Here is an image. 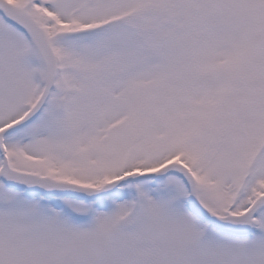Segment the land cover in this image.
<instances>
[{"label":"snow or ice","instance_id":"obj_1","mask_svg":"<svg viewBox=\"0 0 264 264\" xmlns=\"http://www.w3.org/2000/svg\"><path fill=\"white\" fill-rule=\"evenodd\" d=\"M0 264H264V0H0Z\"/></svg>","mask_w":264,"mask_h":264}]
</instances>
